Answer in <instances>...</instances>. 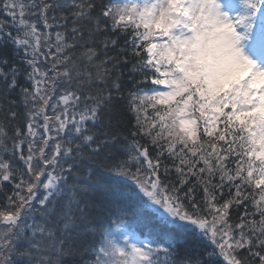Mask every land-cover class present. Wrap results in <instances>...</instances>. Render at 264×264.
Wrapping results in <instances>:
<instances>
[{"label":"snow or ice","instance_id":"obj_1","mask_svg":"<svg viewBox=\"0 0 264 264\" xmlns=\"http://www.w3.org/2000/svg\"><path fill=\"white\" fill-rule=\"evenodd\" d=\"M59 10L55 0H0L10 21L0 25V103L16 93L26 109L11 135L0 121V184L13 189L0 208V264H69L104 202L121 219L151 208L160 243L106 235L90 264H264V0H73L67 15H51ZM69 23L71 39L51 31ZM105 33L131 35L109 56L117 40ZM131 57L130 73L142 77L127 98L131 139L94 135L85 123H101ZM15 104L0 108L4 121L16 119ZM69 130L79 142H59ZM117 144L127 159L103 175L92 169ZM93 177L105 201L83 190ZM179 234L208 251L177 259Z\"/></svg>","mask_w":264,"mask_h":264},{"label":"trees","instance_id":"obj_2","mask_svg":"<svg viewBox=\"0 0 264 264\" xmlns=\"http://www.w3.org/2000/svg\"><path fill=\"white\" fill-rule=\"evenodd\" d=\"M60 5V10L54 13H51L53 16L67 15L68 10L67 6L73 3V0H55ZM99 2V0H98ZM104 3H107L108 0H103ZM34 18V17H33ZM32 19V18H31ZM10 24V21L6 16L0 14V25ZM72 25L69 23L66 28L55 27L51 31H65L68 33L69 39H71L70 28ZM106 37L110 39L117 40L116 49H110L107 52L109 56H115L116 52L121 50L125 44L126 39L131 33L125 34H116L113 36L111 33H105ZM102 39V38H101ZM82 43V42H81ZM91 43V41H89ZM99 51V49H97ZM82 49L80 47H76L74 50V54L79 56L81 54ZM4 54L12 60L15 58V53L11 49H7L4 51ZM105 58L104 53H100L99 59L96 61L99 63L101 59ZM130 62L127 66L121 65V77H120V85L121 91L117 96H114L110 104H108L102 116L101 123L97 125H92L91 122L85 123V128L88 129L91 133L97 136H103L107 134L112 136L113 134H117L120 141H125V138L131 139L129 133L132 129L134 123V115L128 110L127 98L130 90L133 89V85L136 83V80L142 79V77L133 78V74L130 73L129 69L131 68L132 61L135 60L134 57L129 58ZM18 63V61H17ZM115 78V77H113ZM20 85L27 86L26 82L23 78V75L19 78ZM152 86L150 84L141 85V88L144 91H147ZM14 99L16 101L15 107L12 109L17 113V117L14 121H4V112H0V121L10 124L9 134L14 128L19 127L23 128L25 124V107L23 102L20 100V97L13 93L9 98V101ZM9 101H5L4 103H0V108H7V104ZM83 107V103L81 104ZM71 141H76L77 138L74 136L70 139ZM140 142L142 144H147L148 141L144 138H141ZM11 144L9 143V147ZM87 148H85V152ZM150 153L154 155V150L150 149ZM70 159V158H69ZM94 163L92 164V169L99 171L102 175L107 173L109 168H112L114 165L119 163L122 160L127 159L126 153L123 152L121 144H117L111 150L105 149L103 153L99 156L92 158ZM166 164L170 166V162L165 158ZM15 166L19 170H23V164L20 161H15ZM134 170V168H133ZM90 172V169L77 167V175L87 174ZM164 183H171L176 180L175 173H171L169 176L164 177L163 172L161 173ZM43 178V177H42ZM125 190L131 188L132 186L127 184L124 181H121ZM88 193V195L94 197L96 201H105L104 192L107 190L105 182L101 181L97 177H93L90 180L86 187L83 189ZM12 185L8 183L0 184V208L4 206V201L7 195L12 193ZM225 197L227 198L228 189H225ZM202 198V193L197 194V199ZM223 202V201H221ZM243 211L242 208H236L231 210L232 221L235 222L239 213ZM155 215L154 211L151 208H144L138 210L135 214H129L124 219H121V213L118 210V206L104 203H97L95 210L91 213L90 221L88 222V227L86 231L82 232L79 238V242L77 247L79 248V252L77 255L68 258L69 264H88L92 259L95 258L96 250L99 242H101L104 237L110 235L113 231L116 224L120 223L124 226L125 229L130 231L137 239L142 241H148L150 243H160L159 240L156 239V235L158 230H153L152 225L155 221L152 217ZM176 247V252L178 253L177 259L186 256H203L205 252L208 251L206 247V242L202 241L195 235H185L179 234L173 237ZM16 260L19 257H15ZM217 264H222V262H217Z\"/></svg>","mask_w":264,"mask_h":264},{"label":"rangeland","instance_id":"obj_3","mask_svg":"<svg viewBox=\"0 0 264 264\" xmlns=\"http://www.w3.org/2000/svg\"><path fill=\"white\" fill-rule=\"evenodd\" d=\"M33 20H35V18L32 17ZM52 103H55V99H53ZM47 112L49 115L52 114L53 109L51 107H49L47 109ZM74 137V134L72 133L71 130L66 131L62 136H60L59 142L67 144L68 141H70L71 138ZM55 143V142H52ZM48 154L51 153V146L49 147V149H47ZM51 170V169H49ZM42 179H46V177H43ZM123 234H127L129 236V239L136 242V243H140L143 242L142 240L137 239L136 236H134V234H132L130 231H128L127 229L124 228V226L120 223L116 224V226L114 227L113 231L110 233V235H108L110 238L114 239L117 242H120L122 235ZM90 264V263H88Z\"/></svg>","mask_w":264,"mask_h":264}]
</instances>
